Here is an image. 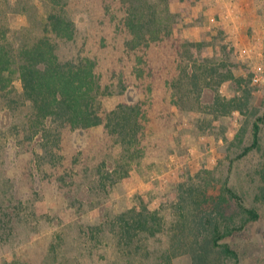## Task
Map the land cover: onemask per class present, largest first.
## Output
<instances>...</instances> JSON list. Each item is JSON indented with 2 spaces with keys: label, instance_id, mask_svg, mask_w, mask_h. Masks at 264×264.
I'll list each match as a JSON object with an SVG mask.
<instances>
[{
  "label": "rangeland",
  "instance_id": "374dc122",
  "mask_svg": "<svg viewBox=\"0 0 264 264\" xmlns=\"http://www.w3.org/2000/svg\"><path fill=\"white\" fill-rule=\"evenodd\" d=\"M78 3L72 5L71 16L82 30L81 39L75 50L66 45L64 51L85 49L95 55L99 75L109 88L103 91L104 105L111 109L126 99L112 95L113 81L122 78L119 67L114 71L113 61L124 38L119 29L123 26H117L123 11L120 9L117 21L116 14L107 13L100 0ZM171 10L176 15V36L202 42L198 52L208 54L213 66L225 72L232 69L235 78L219 86V94L232 99L249 90L248 108L231 115H215L211 112L214 92L206 89L208 96L202 98L205 102L201 108L179 112L173 129L160 130L159 134L151 131L155 139L148 151L134 157L124 181L113 186L109 183L105 189H91L92 171L103 159H108L103 169H112L111 153L117 150L111 136L103 130L65 132L62 153L71 170L64 173L67 182L63 183L50 159H41L39 142L28 136L23 124H15L25 121L30 107L17 95V101L11 104L18 108L16 114L5 116L6 105L1 101L0 121L7 123L6 131L14 137V145L17 140L25 144L18 148L20 155L6 157L0 153V213L6 219L0 221V264H192L191 256L179 246L172 231L179 216L175 207L179 205L181 185L202 186L199 188L206 189L209 196L220 197L222 183L229 176L231 185L249 206L258 208L261 217L226 241L239 252V264H264V196L256 198L258 193L264 194L259 186L260 181L264 183L259 173L264 163V126L261 150L236 159L251 144L253 122L264 110V0H173ZM32 14L37 18V12ZM9 23L21 29L28 25V19L23 12H15ZM182 52L183 56L187 54L185 49ZM257 74L259 83L254 82ZM125 77L132 86L130 101H135L141 90L134 87L135 78L127 71ZM14 84L22 93L17 73ZM121 155L128 156L123 148ZM62 156L59 158L64 159ZM62 186L73 192L71 200L64 197ZM144 204L159 210L165 218L156 236L143 237L129 252L117 246L112 234L106 233L101 241L92 239L90 225L104 223L103 229L110 231L111 225L106 222L111 217L130 208L141 209ZM232 263L222 257L214 262Z\"/></svg>",
  "mask_w": 264,
  "mask_h": 264
},
{
  "label": "trees",
  "instance_id": "16d2710c",
  "mask_svg": "<svg viewBox=\"0 0 264 264\" xmlns=\"http://www.w3.org/2000/svg\"><path fill=\"white\" fill-rule=\"evenodd\" d=\"M79 1L83 0H0V102L6 105L3 113L5 116L16 114L18 108L11 104L17 101V95L30 107L25 121L15 124H23L28 136L39 142L42 158L39 154L38 157L50 159L54 170L60 173L61 182H67L64 173L71 170L64 163L66 157L62 153L67 131L103 130L114 140L117 151L111 153L112 169H105L108 159H103L91 175V189H105L109 183L113 186L127 178L134 157L149 150L160 130L173 129L179 112L201 108L208 96L204 93L206 89L214 92L211 112L215 115H231L248 108L249 90L232 99L219 94V86L235 78L232 69L225 72L213 66L208 54L198 52L202 42L176 36L173 0H100L107 13L116 14L117 21L119 12L123 11L120 23H116L118 28L123 26L119 29L124 38L113 61L114 71L119 67L122 78L113 81L115 93L112 95L126 96V99L108 109L103 91L109 88L99 75L98 59L85 49L72 51L82 35L71 16L72 5L80 4ZM15 12H23L28 25L12 28L9 19ZM32 12L38 13L37 18ZM66 45L72 48L69 53L64 51ZM122 62L125 63L120 67ZM126 71L135 78L132 79L134 87L141 90L135 101H130L128 95L132 86L131 82L127 83ZM15 73L22 82V93H18L14 84ZM263 126L264 110L253 122L251 144L237 160L261 150ZM6 130L7 123L1 120L0 153L6 157L20 155L18 148L25 142L17 140L18 144L14 145V137ZM241 136L242 133L237 138ZM122 148L128 156L121 155V158ZM259 173L264 182V163ZM259 186L264 192L262 181ZM199 187L191 183L181 185L179 205L175 207L179 216L172 227L179 246L189 253L192 264H214L218 257L239 264V252L226 239L259 221L258 208L245 202L243 195L231 185L230 176L222 183L220 197H211L206 189ZM62 189L66 191L64 197L71 200L73 192L64 186ZM263 196L260 192L256 198ZM161 214L144 204L141 209L130 208L111 217L106 222L111 225L110 231L103 229L104 223H99L90 225L89 234L96 241L103 240L106 233L112 234L118 241L117 246L120 244L129 252L138 246V240L150 239L163 229L165 218ZM4 215L0 213L1 222L6 220Z\"/></svg>",
  "mask_w": 264,
  "mask_h": 264
},
{
  "label": "built area",
  "instance_id": "2783aa9c",
  "mask_svg": "<svg viewBox=\"0 0 264 264\" xmlns=\"http://www.w3.org/2000/svg\"><path fill=\"white\" fill-rule=\"evenodd\" d=\"M261 81V77L259 74H257L255 77H254V82L256 83H259Z\"/></svg>",
  "mask_w": 264,
  "mask_h": 264
}]
</instances>
